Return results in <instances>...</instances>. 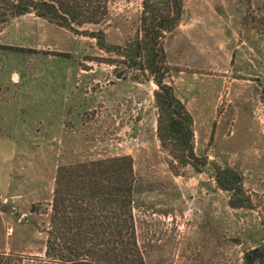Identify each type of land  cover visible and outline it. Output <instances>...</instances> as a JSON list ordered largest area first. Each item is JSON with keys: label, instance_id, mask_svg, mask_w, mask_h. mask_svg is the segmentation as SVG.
<instances>
[{"label": "rangeland", "instance_id": "374dc122", "mask_svg": "<svg viewBox=\"0 0 264 264\" xmlns=\"http://www.w3.org/2000/svg\"><path fill=\"white\" fill-rule=\"evenodd\" d=\"M142 11L143 0H110L109 19L82 28L103 39L33 13L0 26V251L21 264H72L45 253L58 167L120 155L133 158L146 264H253L264 244L258 0H183L160 40L165 80L193 119L190 163L162 145L149 72L123 63ZM218 176L241 186L249 207L232 208Z\"/></svg>", "mask_w": 264, "mask_h": 264}, {"label": "trees", "instance_id": "16d2710c", "mask_svg": "<svg viewBox=\"0 0 264 264\" xmlns=\"http://www.w3.org/2000/svg\"><path fill=\"white\" fill-rule=\"evenodd\" d=\"M258 9L264 25V0H258ZM32 13L72 32L103 39L102 31L82 28L106 22L110 0H0V26ZM182 14L183 0H143L142 36L129 54L122 55L129 61L123 62L126 66L148 71L158 86L155 100L163 147L176 160L190 163L195 158L193 119L165 80L168 71L162 66L166 59L160 41L179 24ZM229 179H217L222 189L232 192L229 205L249 207L237 197L243 192L241 186ZM136 181L130 155L60 165L51 207L46 212L47 257L72 264H146L133 206ZM38 211L33 205L31 212ZM249 256L253 264H264V244L252 249ZM0 264H21V259L0 251Z\"/></svg>", "mask_w": 264, "mask_h": 264}]
</instances>
